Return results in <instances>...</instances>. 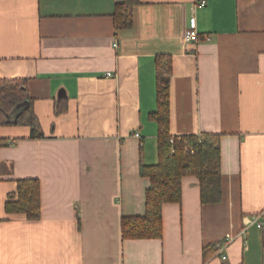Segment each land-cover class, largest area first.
<instances>
[{
    "label": "crops",
    "instance_id": "crops-1",
    "mask_svg": "<svg viewBox=\"0 0 264 264\" xmlns=\"http://www.w3.org/2000/svg\"><path fill=\"white\" fill-rule=\"evenodd\" d=\"M118 1L0 0V78L26 79L44 134L0 126V264H264L251 222L264 210V0H141L116 31ZM192 15L198 38L184 43ZM158 54L172 62L170 133L220 135L222 200L203 204L183 176L161 238L123 240L121 218L144 214L139 165L158 160ZM25 178L39 180L38 220L5 213ZM226 235V258L204 260Z\"/></svg>",
    "mask_w": 264,
    "mask_h": 264
},
{
    "label": "trees",
    "instance_id": "trees-1",
    "mask_svg": "<svg viewBox=\"0 0 264 264\" xmlns=\"http://www.w3.org/2000/svg\"><path fill=\"white\" fill-rule=\"evenodd\" d=\"M140 3L141 0H120L115 4L112 17L116 31L132 28L133 9ZM154 68L156 69L154 83L156 107L149 115V119L153 120L157 126L158 160L151 165L143 163L139 165V174L149 181V186L144 192V214L121 218L120 227L123 240L161 238L163 232L162 206L168 202L179 203L181 201L183 176L191 175L197 178L199 196L203 204L222 200L220 135L213 132H202L195 135L173 136L170 133L171 56L158 54L155 57ZM66 108L67 102L62 99L54 104L56 114L65 112ZM15 112V119L7 120V116ZM2 113L6 118L2 116ZM9 123L28 126L31 138L44 137L39 120L34 114L33 101L29 96L24 78H0V126L9 125ZM16 187V191L9 194L8 200L5 201V213L7 215L20 213L29 220L40 219L39 180L36 178L17 179ZM208 249H210L209 253ZM216 250L217 246L214 244L204 246L202 250L204 260Z\"/></svg>",
    "mask_w": 264,
    "mask_h": 264
},
{
    "label": "built area",
    "instance_id": "built-area-1",
    "mask_svg": "<svg viewBox=\"0 0 264 264\" xmlns=\"http://www.w3.org/2000/svg\"><path fill=\"white\" fill-rule=\"evenodd\" d=\"M205 4L204 0H201L199 3H197L198 6H203ZM188 27L185 29L183 35H182V40L184 43H192L197 41L198 38V31H197V25H196V19L195 16L192 15V17L189 18L188 20ZM116 45V43L114 44ZM107 76H112L111 72H108L106 74ZM135 137L139 136V132H136L134 134ZM264 215V210L258 214H255L254 217L252 218V223H257L259 227L263 228L264 223L261 221V216ZM231 241V238L229 235H226L223 240H221L219 243H217V251L221 253V258L224 260L226 256L222 253L224 248H226V245Z\"/></svg>",
    "mask_w": 264,
    "mask_h": 264
}]
</instances>
